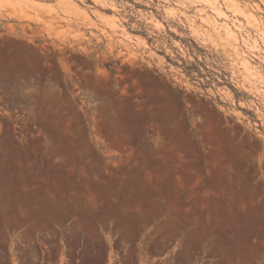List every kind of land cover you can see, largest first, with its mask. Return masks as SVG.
I'll return each mask as SVG.
<instances>
[{"label": "rangeland", "instance_id": "rangeland-1", "mask_svg": "<svg viewBox=\"0 0 264 264\" xmlns=\"http://www.w3.org/2000/svg\"><path fill=\"white\" fill-rule=\"evenodd\" d=\"M0 105V264H264V0H0Z\"/></svg>", "mask_w": 264, "mask_h": 264}, {"label": "trees", "instance_id": "trees-1", "mask_svg": "<svg viewBox=\"0 0 264 264\" xmlns=\"http://www.w3.org/2000/svg\"><path fill=\"white\" fill-rule=\"evenodd\" d=\"M199 67H200V64L197 63V65H191L190 67L186 68V71H187L189 76H191L192 73L196 74V76L192 80L199 79V78L204 79L207 77V76L203 75V72H205V71H200Z\"/></svg>", "mask_w": 264, "mask_h": 264}]
</instances>
